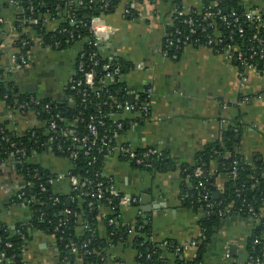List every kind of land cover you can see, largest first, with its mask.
Masks as SVG:
<instances>
[{
  "label": "crops",
  "instance_id": "0c3cea01",
  "mask_svg": "<svg viewBox=\"0 0 264 264\" xmlns=\"http://www.w3.org/2000/svg\"><path fill=\"white\" fill-rule=\"evenodd\" d=\"M236 1L245 7L263 6V0ZM202 2L180 0L185 13L200 9ZM128 6L135 11L133 19L125 17ZM171 9V0L142 4L121 0L116 10L102 17L103 22L98 25L100 30H105V26L114 29V34L102 46V56L115 64L131 67L118 81L122 89L150 90L146 120L127 112L113 116V119H122L124 126L116 137V147L129 146L135 152L156 149L170 160L172 167L144 170L112 152L103 160L102 173L115 196L129 198L118 204L121 224L132 228L140 218L153 242L185 246L200 233L198 215L187 207L184 193L187 183L184 168L193 163L196 152L214 145L230 125L237 124L240 132L235 138L234 152L264 180V71L244 69L204 46L186 45L177 59L163 57L162 41L167 36ZM17 15L13 0H0V67L18 90L35 93L39 98L65 101L66 86L74 75L80 45L52 50L29 31L33 46L27 64L20 66L11 58L15 54L13 44L19 36L13 27ZM58 23L49 18L42 21L47 32L55 31ZM29 87L32 91L26 89ZM1 125L17 136L28 131L45 135V124L33 113H17L0 99ZM27 162L43 167L51 178H56L51 183L54 194L69 193L71 184L67 176L71 163L67 159L54 156L46 149L31 153ZM215 170L216 163L211 162L208 175L214 177L215 194L219 196L229 177L216 174ZM25 184L13 160L0 161V220L11 229L26 224L29 219L24 206L8 201ZM107 211L103 209L102 214ZM259 215L264 218V200ZM251 219L232 216L220 222L204 255V264H240L245 259L246 243L253 229ZM99 229L104 236L102 224ZM133 236V229H129L125 243L109 247L108 264H135ZM232 245L236 250L231 255ZM21 261L22 264H59L54 238L34 232Z\"/></svg>",
  "mask_w": 264,
  "mask_h": 264
},
{
  "label": "trees",
  "instance_id": "16d2710c",
  "mask_svg": "<svg viewBox=\"0 0 264 264\" xmlns=\"http://www.w3.org/2000/svg\"><path fill=\"white\" fill-rule=\"evenodd\" d=\"M13 1L18 10L13 27L19 34L13 44L15 56L28 59L33 46L28 35L31 31L35 37L42 39L44 46H49L52 50H63L79 44L81 51L77 53V61L82 60L83 68H85L84 72L90 67L87 59L92 52L96 54L97 65L93 66L95 71L93 89H88L83 84L73 90L66 89L65 93L69 97V101L63 102L47 97L39 98L35 93L18 90L0 67V99L6 106L17 113L31 112L34 114V110L38 111L39 121L43 123L56 121L58 128L63 127V121L65 120L83 119V122H78V130L85 133V127L96 110L93 105L87 106L81 102L80 95H77L79 90H86L87 92L93 90L88 101L91 104L101 105L102 112L107 114L112 112L110 106L115 104L110 97H113L116 102L129 100V96L122 89L121 83H118V81L110 83L106 80L104 74L100 72V65L107 61L103 58L102 52L88 44V40L91 38L90 20L93 17H105L112 14L121 0ZM145 1L152 2L154 0H134V3L142 4ZM175 7L183 11L180 0H171V10ZM260 8L261 6L257 5L245 7L236 0H203L202 7L198 10L189 9L188 13L183 16L173 14L171 25L167 27L166 38L174 41L176 31H179L181 37L189 36V43L184 42L183 39L178 46L174 44L164 47L166 39L164 38L162 41L163 51L165 50L169 57L172 55L179 56L184 46H200L205 43L206 37L213 33L214 28L220 32L226 42L229 41L227 38L230 35L232 37L230 44L245 49L250 46L251 38L261 33L255 28L254 23L243 17V14L249 9ZM125 9L127 11L125 17L133 19L135 11L129 6ZM206 11L211 13L220 11L223 16L227 17L228 21H232L236 17L238 22L235 26L236 28L240 26L242 33H238L236 28L225 27L217 16L211 19L205 18L204 13ZM188 17H191L196 24H200L194 35L189 34V27L183 22ZM44 18L59 21L55 31H45L42 24ZM262 18L264 21V12ZM212 24H214V28ZM209 25L211 26L209 27ZM194 39H198L199 43L193 44ZM80 54H83L81 59H79ZM117 65L121 67L122 72L131 68L123 63ZM73 78L75 83L83 82V73H77ZM137 94L139 95L138 99L142 100L143 94L140 92ZM34 97H37L40 101L37 106H34V102L31 101V99L34 100ZM103 103H106V105H102ZM44 105L49 106V111L44 110ZM56 115H58V118L55 117ZM104 123V126L99 128V134L105 133L107 138L111 139L110 146H116V137L123 132L124 126L121 130L115 129L109 118ZM239 132L240 127L237 124L230 125L222 133L219 141L196 152L193 163L184 168V175L187 178L184 188V193L187 196L185 202L187 207L198 215L197 225L200 230L199 236L193 239L196 242L195 256L188 260L183 256L182 251L180 254H175V248L178 246L176 243L166 242L164 245L161 242H153L148 227L140 218L137 219L132 228L121 224L118 217L119 197H115L110 193L108 179L105 176L101 178L103 160L112 153H99L97 148H93L87 151L88 154H85L86 147L77 145L78 155L75 160L70 161L71 170L69 173L80 180V188L73 191L71 187L67 195L54 194L51 184L47 183L52 175L39 165L29 164L27 160L31 153L42 152L46 149H49L54 156L65 158L57 151V143L53 142L48 147L45 145V136L34 135L31 131L17 136L10 133L4 125H1L0 161L13 160L26 181L25 186L14 193L8 201L14 205L24 206L29 214L26 224L17 225L13 229L0 220V254L4 255L1 264H22V253L34 232H40L54 238L59 252V264H78L79 261L81 264H108L107 251L109 247L120 242L125 243L129 236V229H133L134 234L131 246L136 253L135 264H204V255L220 226L221 220L224 217V220H226L232 216L251 218L246 212V206H252L259 214V209L264 200V180L259 176V172L257 173L246 165L240 155L234 152L233 147L237 146L235 138ZM2 137H4L3 140H1ZM22 148L26 152L23 158L15 153L17 149ZM11 152L15 153L13 157L9 156ZM93 158L95 161L91 163ZM120 159L122 158L120 157ZM211 162L216 163V174L221 173L229 177L222 194L216 199L213 197L215 194L214 177L208 175ZM147 163L149 167L144 168V170L159 171L168 170L172 167V163L165 156H162L161 159L152 158ZM196 168L202 170L200 178L192 176ZM95 173H100L98 179L103 180V198L99 201L92 198L91 194L88 197L81 195L83 191L88 189L87 186H83V179H94ZM199 183H202V185L199 186ZM257 184L260 185L259 188L256 187ZM249 189L253 191L251 196L247 194ZM205 191L209 192L210 199L214 203L219 204L209 213H207L205 203L201 199V195ZM55 199H57L56 203H54ZM89 203H92L93 206L89 207ZM98 205L102 209L97 208ZM228 208L231 210L230 214L224 217L218 215L219 210ZM103 209L108 210L105 215L102 214ZM65 211H68L69 214H66ZM100 224L105 228L104 236L100 232ZM7 244L10 247H7ZM83 245L86 246L82 247ZM72 247L75 252H72ZM263 253L264 228L261 221H254L253 229L245 247V259L240 264H255L258 259L264 261Z\"/></svg>",
  "mask_w": 264,
  "mask_h": 264
},
{
  "label": "built area",
  "instance_id": "2783aa9c",
  "mask_svg": "<svg viewBox=\"0 0 264 264\" xmlns=\"http://www.w3.org/2000/svg\"><path fill=\"white\" fill-rule=\"evenodd\" d=\"M127 12V11H125ZM264 12V0H263V6L260 9H249L247 10L244 14L243 17L249 21L254 23V26L256 29L260 31V35H254L251 38V44L249 47L242 49L238 47L237 45L230 44L232 41V37L229 35L227 40L225 41L222 35L220 34L219 31H217L214 28V24H212L213 33L206 37L205 43H202L200 46L207 47L211 49L214 53L222 55L226 61L229 62H236L238 65L242 66L244 69H250V70H256L257 71H264V21L262 18V13ZM173 14L176 16H183L186 13L184 11L178 10L176 7L171 10L170 13V25L173 20ZM205 18L211 19L214 16H217L218 20L221 21V23L229 28L233 27L236 28L235 24L238 22V19L236 17L233 18L232 21H228L226 16H223L220 11H217L215 13L211 12H205L204 13ZM234 16V14H232ZM102 16L99 17H93L90 20L89 23V29L91 32V38L88 40V44L92 45L96 49L99 50V52H102V46L103 44L107 41L108 37L114 34V29H112L109 26H105V30H100L99 28V23H102ZM184 24H186L189 27V34L194 35L196 33V30L199 28L200 24H196V22L191 18L188 17L187 19H184ZM211 25H209L210 27ZM204 30V29H202ZM236 30L238 33H242L241 27H237ZM167 37V36H166ZM165 37V38H166ZM184 39V42L189 43L188 41L189 36H183L181 37L180 32L176 31V39L174 41H171L170 39L166 38L165 39V45L164 47L167 46H172L176 45L178 46L179 44L182 43V40ZM193 44L199 43L198 39H194L192 42ZM81 48V47H80ZM178 48V47H176ZM81 51V49L79 50ZM161 54L163 57L166 58H171V59H177V55H172L171 57L168 56L167 52L164 50L163 51V46L161 50ZM96 54L92 52L91 54L88 55V63L90 64V67L87 71L84 72L85 68H83V63L82 60H76V66H75V72L73 77L77 75V73H83V82H76L74 81V78L72 77L71 80L68 82L66 89L73 90L75 87H79L81 84L84 86H87L88 89H93V78L95 76V71L93 69V66L97 65V60L95 59ZM83 57V54H80L79 59ZM12 60L14 62L19 63L20 66H25L27 64V60L20 56L17 57L15 55H12ZM104 58V57H103ZM107 62L102 63L100 65V72L104 74L105 78L107 81L110 83L114 81H119L121 76L123 75L122 69L119 65L108 61L106 58H104ZM139 68V67H138ZM260 70H259V69ZM93 91V90H92ZM91 92H87L86 90L78 91L77 95H80L81 97V102L84 103L85 105H93L95 107V114L89 119L88 124L85 127V133H82L78 130V122H83V119L76 118L75 120H65L63 121V127L58 128V125L56 124V121H50L45 124V145L48 147L51 146L53 142L57 143L56 149L57 151L65 156V159H67L69 162L73 161L77 158L78 151L76 149V146L78 145L79 147H86V150L84 151L85 154H88V150H92L93 148H97L99 153L105 152V153H114L117 152L118 155L122 159H126L130 162H133L135 165L147 168L149 167V164L147 163L146 159L149 158L150 160L152 158L154 159H161L162 155L161 153L156 150V149H147L144 152H135L132 150L129 146H110L111 139L107 138V135L104 133L102 135L99 134V128L104 126V122L106 119H110L112 123L115 126V129L121 130L123 127V120L122 119H113L114 115H120L123 116L125 112L127 113H135L140 117V120H146L149 116V99H150V90L149 89H144L140 93L143 94V99L139 100L138 99V94L139 92H127L129 96V100H124L123 102H116L113 97H110L111 100L115 102V104L110 106V110H112L111 113L107 114L106 112H102L101 105L98 104H91V102L88 101ZM130 96H132V100H130ZM32 102H34V106H37L39 104V100L34 97V100L31 99ZM65 101H69V97L67 96ZM102 105H106V103H103ZM25 107V106H24ZM44 110L47 112L49 111V106L44 105ZM34 117L38 119L39 117V112L34 110ZM58 118V115L55 116ZM4 137L1 138L3 140ZM84 147V148H85ZM16 154H19L22 158L25 156V150L22 149H17L15 151ZM14 152L10 153V157H13ZM95 159L93 158L92 162L93 163ZM90 164V162H89ZM100 173H95V178L94 179H87L84 178L82 183L83 186H87L88 189L83 191L81 195L83 197H88L90 194L92 198H95L97 201L101 200L103 198V180L98 179V176H100ZM235 175V174H234ZM104 177V175H101ZM194 178H200L202 176V170L200 168H196L193 172L192 175ZM68 180L69 183L71 184L72 190H77L80 188V180L74 176L71 175L70 173L68 174ZM63 178V177H62ZM56 180V178H50L47 183L50 185ZM202 183H199V186H201ZM42 190L43 187H41ZM110 193L114 195V193ZM117 197V196H115ZM202 201L205 203V209L207 210V213L211 212L215 207L219 206V204L214 203L210 199V194L208 191H205L201 195ZM129 201V198H119L120 203H125ZM57 202V199L54 200V203ZM89 207H92L93 204L89 203ZM97 208H101L100 205L97 206ZM231 210L226 209V210H219L218 215L219 216H227L230 214ZM246 212L247 214L254 220V221H261V225L264 228V218H262L252 206L247 205L246 206ZM66 214H69L68 211H65ZM141 229V227H139ZM7 247H10L9 244L6 245ZM86 245H83L82 247H85ZM72 252H75V249L72 247ZM182 251L183 256L191 260L196 253V242L192 239L188 242L187 245L185 246H177L175 248V254H180ZM189 251H194L193 255L189 254ZM185 254L187 256H185ZM4 255L0 254V264L3 260ZM262 257L264 258V253L262 254ZM255 264H264L263 260H256Z\"/></svg>",
  "mask_w": 264,
  "mask_h": 264
},
{
  "label": "water",
  "instance_id": "95a60500",
  "mask_svg": "<svg viewBox=\"0 0 264 264\" xmlns=\"http://www.w3.org/2000/svg\"><path fill=\"white\" fill-rule=\"evenodd\" d=\"M234 64H237V63L234 62ZM26 89H29L30 91H32L31 87L26 88ZM34 92H37V90H36L35 88H34ZM130 100H132V96H130ZM236 139H237V138H236ZM146 161L148 162V161H150V159L147 158ZM256 187L259 188V184H257ZM257 191H259V190H257ZM247 194H248L249 196H251V195L253 194V191H252L251 189H249V190H247ZM213 197L216 199L218 196H217V194H214ZM224 219H225V217L221 220V223L224 222ZM235 250H236L235 246L232 245V246L230 247L231 255L235 252Z\"/></svg>",
  "mask_w": 264,
  "mask_h": 264
}]
</instances>
